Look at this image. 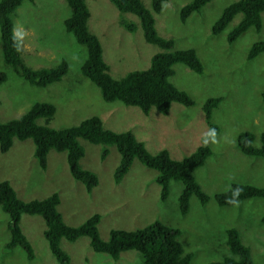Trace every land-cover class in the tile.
<instances>
[{"label": "rangeland", "instance_id": "374dc122", "mask_svg": "<svg viewBox=\"0 0 264 264\" xmlns=\"http://www.w3.org/2000/svg\"><path fill=\"white\" fill-rule=\"evenodd\" d=\"M151 8V0H140ZM191 0H165L159 13H154L157 34L173 41V50L192 48L202 72L195 73L177 63L168 82L184 91L193 101L190 106L172 102L168 114L152 107L148 114L120 101L105 102L99 89L81 74L80 66L86 49L77 43L63 25L70 14L65 0H22L11 19L19 38V50L24 65L32 70L48 69L65 60L68 69L61 80L45 87L34 86L17 76L6 65L0 53V71L6 80L0 84V122L20 117L35 102L54 106L50 119L37 118L36 123L54 129L74 126L96 116L104 128L115 133L129 131L136 141L143 142L147 152L154 154L168 149L173 159H181L199 145H207L211 154L193 171L200 189L209 196L205 204L191 195L187 212L178 204L179 181H170L165 200L160 199V187L155 181L157 171L134 158L119 181L113 177L120 155L115 146L100 158L101 145L78 138L84 150L79 160L83 169L96 174L97 184L90 191L70 175L66 152L49 150L46 166L40 168L34 157L31 138H14L6 152H0V180H7L22 201L43 199L57 193V210L68 226L83 223L94 213L101 239L107 240L111 229L134 230L153 222L179 229L178 240L184 253H190L188 264L221 261L230 255L226 245V230L237 231L241 242L250 249L252 264H264V199L250 198L232 206H219L216 193L229 189L232 183L264 187V157L245 155L236 146L239 133L253 134L252 145H260L264 132V51L247 59L253 42L264 40V12L258 31L249 27L232 42L226 37L240 20L236 14L217 34L211 26L223 8L235 0H210L184 22L180 8ZM90 11L89 28L101 43L103 57L114 79L127 72L149 67L151 56L161 49L144 40L136 15L118 11L109 0H86ZM132 23L126 30L120 20ZM221 97L211 110L210 123L217 132L209 134L202 106L208 98ZM207 140V143L204 141ZM8 215L0 208V264H59L43 236L45 223L40 215L21 213L19 227L30 244L34 257L14 246L6 249L9 240ZM59 246L68 256L66 264H143L136 250H126L117 259L93 251L87 236L74 241L60 239Z\"/></svg>", "mask_w": 264, "mask_h": 264}, {"label": "trees", "instance_id": "16d2710c", "mask_svg": "<svg viewBox=\"0 0 264 264\" xmlns=\"http://www.w3.org/2000/svg\"><path fill=\"white\" fill-rule=\"evenodd\" d=\"M31 1V0H29ZM120 12L136 15L142 28L144 40L157 45L161 51L154 53L150 65L143 70L127 72L123 77L114 79L109 74V68L102 56L100 40L89 26L90 11L86 0H65L70 14L63 20V25L71 33L75 41L86 49V57L81 63V74L88 78L99 89L101 98L105 102L120 101L126 106L137 107L144 114L154 107L158 112L167 114L172 102L190 106L193 101L182 90L175 88L168 82V77L174 74L173 66L183 64L195 73L202 72V65L192 48L173 50V41L160 37L154 25V13H159L165 0H151V8L147 9L140 0H109ZM210 0H191L179 10V19L184 22L186 18L197 12ZM22 0H0V53L3 62L10 66L13 72L37 86L45 87L61 80L68 69L65 60L60 61L52 68L32 70L26 67L21 60L19 38L14 39L13 22L11 14ZM264 12V0H235L223 8L218 18L211 26V33L222 31L236 14H241L240 20L227 34V41L232 42L249 27L259 30L260 14ZM121 25L128 31L135 26L125 20ZM264 51V40L253 42L247 53V59L254 58ZM6 80V74L0 71V84ZM264 100V93H262ZM221 97L208 98L202 110L204 118L209 125V133H216L217 127L210 123L211 110L218 106ZM55 112L52 104L35 102L20 117L0 122V152H6L12 145L13 139L24 140L31 138L34 144V157L40 168L46 166V155L49 150L66 152L67 166L73 179L80 181L88 191L97 184L96 174L83 169L79 160L84 150L78 142L82 138L93 144H100V158L108 154V146H115L120 155L113 177L119 181L127 172L130 163L137 158L143 165L155 169V181L160 187V199L165 200L168 194L169 182L179 181L182 185L178 195V204L182 213L187 212L188 200L195 195L201 204H205L209 196L205 194L196 182L193 171L204 163L211 154L207 145H199L190 154L181 159H172L166 149L150 154L143 146V142L136 141L132 133L125 131L115 133L104 128L102 121L92 116L82 120L79 124L61 129H54L36 123L37 118L50 119ZM254 136L248 131L241 132L236 137L238 150L245 154L264 157V132L260 134V145H252ZM238 190V194L233 193ZM250 198H263L264 187L232 183L224 192L216 193L213 199L219 206H232L240 201ZM59 197L57 193L43 199L29 201L20 200L7 180H0V208L8 215L7 229L9 240L6 249L14 246L21 247L28 260L33 259V250L22 234L19 227L21 213L40 215L45 223L43 236L47 241L50 252L59 264H66L68 256L59 246L61 238L74 241L80 236H87L93 251L108 254L117 259L120 252L136 250L142 256L143 264H188L190 253H184L178 240L179 229L166 226L160 222H153L143 228L134 230L111 229L107 240L100 238L97 224L100 216L94 213L83 223L77 226L66 225L57 210ZM260 221L264 223V215ZM226 245L230 255L221 261H211L207 264H252L250 249L244 245L235 229L226 230Z\"/></svg>", "mask_w": 264, "mask_h": 264}, {"label": "clouds", "instance_id": "9594fccd", "mask_svg": "<svg viewBox=\"0 0 264 264\" xmlns=\"http://www.w3.org/2000/svg\"><path fill=\"white\" fill-rule=\"evenodd\" d=\"M17 35H20V34H19V33H14V39H15V37H16ZM210 134H213V133H210ZM206 135H209V134H206ZM204 142L207 143V140H205ZM197 147H198V146H197ZM177 160H178V159H177ZM233 194H234V195L238 194V190L235 191Z\"/></svg>", "mask_w": 264, "mask_h": 264}, {"label": "crops", "instance_id": "0c3cea01", "mask_svg": "<svg viewBox=\"0 0 264 264\" xmlns=\"http://www.w3.org/2000/svg\"><path fill=\"white\" fill-rule=\"evenodd\" d=\"M89 26V25H88ZM102 56H103V53H102ZM103 59H104V57H103ZM105 60V59H104ZM107 63V62H106ZM108 65V64H107ZM108 68H109V66H108ZM109 73H110V68H109ZM178 103V102H177ZM152 108V107H151ZM150 108V109H151ZM149 109V110H150ZM170 109V108H169ZM169 112V111H168ZM143 113V112H142ZM160 113V112H159ZM160 114H162V113H160ZM168 114V113H167ZM162 115H166V114H162ZM167 151H168V149H166ZM158 152V151H157ZM168 153H170L169 151H168ZM169 156H170V154H169ZM171 157V156H170ZM172 158V157H171ZM173 159V158H172Z\"/></svg>", "mask_w": 264, "mask_h": 264}, {"label": "flooded vegetation", "instance_id": "af4514ba", "mask_svg": "<svg viewBox=\"0 0 264 264\" xmlns=\"http://www.w3.org/2000/svg\"><path fill=\"white\" fill-rule=\"evenodd\" d=\"M174 67V66H173Z\"/></svg>", "mask_w": 264, "mask_h": 264}]
</instances>
